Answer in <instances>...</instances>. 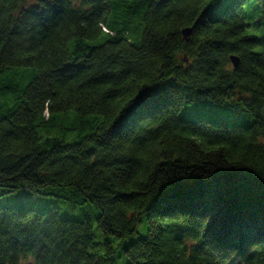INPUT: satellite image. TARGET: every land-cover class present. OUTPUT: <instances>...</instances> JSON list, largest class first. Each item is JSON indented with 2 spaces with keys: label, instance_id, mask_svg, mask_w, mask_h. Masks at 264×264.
Instances as JSON below:
<instances>
[{
  "label": "trees",
  "instance_id": "16d2710c",
  "mask_svg": "<svg viewBox=\"0 0 264 264\" xmlns=\"http://www.w3.org/2000/svg\"><path fill=\"white\" fill-rule=\"evenodd\" d=\"M21 192L92 205L103 240L0 209V264H264V0H0V198Z\"/></svg>",
  "mask_w": 264,
  "mask_h": 264
},
{
  "label": "rangeland",
  "instance_id": "374dc122",
  "mask_svg": "<svg viewBox=\"0 0 264 264\" xmlns=\"http://www.w3.org/2000/svg\"><path fill=\"white\" fill-rule=\"evenodd\" d=\"M33 194L28 196L25 192H21L19 194L7 196L0 198V209L12 208L19 209L24 205L30 207L35 211L47 212V211H56L61 218L69 219V220H88L92 225V233L95 242L101 243L103 240V236L100 231L96 227V210L92 205H86L84 207H72L68 202H63L56 200L51 197H40ZM138 233L137 235H133L128 240H134L138 235H143L146 233V225L145 223L138 225ZM126 240L112 238L111 246L116 248L120 243H125ZM117 264H126V258L121 257L116 259Z\"/></svg>",
  "mask_w": 264,
  "mask_h": 264
},
{
  "label": "clouds",
  "instance_id": "9594fccd",
  "mask_svg": "<svg viewBox=\"0 0 264 264\" xmlns=\"http://www.w3.org/2000/svg\"><path fill=\"white\" fill-rule=\"evenodd\" d=\"M18 264H38L37 257L32 251L21 253L18 258Z\"/></svg>",
  "mask_w": 264,
  "mask_h": 264
},
{
  "label": "water",
  "instance_id": "95a60500",
  "mask_svg": "<svg viewBox=\"0 0 264 264\" xmlns=\"http://www.w3.org/2000/svg\"><path fill=\"white\" fill-rule=\"evenodd\" d=\"M190 30H191V29H189V28H187V29H183V30H182V34H183V36H184V37H188V36L190 35V33H191ZM230 61H231V64H232L233 68H236V67L238 66V64H239V59H238V57H236V56H234V55H231V56H230Z\"/></svg>",
  "mask_w": 264,
  "mask_h": 264
}]
</instances>
